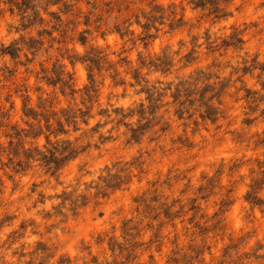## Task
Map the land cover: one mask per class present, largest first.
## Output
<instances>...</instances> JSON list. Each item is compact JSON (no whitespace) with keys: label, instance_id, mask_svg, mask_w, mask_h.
Returning a JSON list of instances; mask_svg holds the SVG:
<instances>
[{"label":"clouds","instance_id":"obj_1","mask_svg":"<svg viewBox=\"0 0 264 264\" xmlns=\"http://www.w3.org/2000/svg\"><path fill=\"white\" fill-rule=\"evenodd\" d=\"M0 264H264V0H0Z\"/></svg>","mask_w":264,"mask_h":264}]
</instances>
